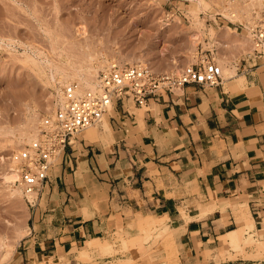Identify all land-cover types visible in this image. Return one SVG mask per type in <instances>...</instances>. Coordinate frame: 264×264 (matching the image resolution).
<instances>
[{
  "label": "crops",
  "instance_id": "1",
  "mask_svg": "<svg viewBox=\"0 0 264 264\" xmlns=\"http://www.w3.org/2000/svg\"><path fill=\"white\" fill-rule=\"evenodd\" d=\"M242 72L244 86L186 85L152 100L144 126L116 109L110 146L68 148L39 193L15 264H87L83 248L129 213L167 218L181 264H202L224 238L232 247L228 235L247 225L240 206L262 232L264 60Z\"/></svg>",
  "mask_w": 264,
  "mask_h": 264
},
{
  "label": "rangeland",
  "instance_id": "2",
  "mask_svg": "<svg viewBox=\"0 0 264 264\" xmlns=\"http://www.w3.org/2000/svg\"><path fill=\"white\" fill-rule=\"evenodd\" d=\"M206 1L207 6L200 8L196 0H0V239L6 237L15 245L4 264L16 263L24 238L35 222V207L26 199L12 198L5 181L14 153L29 144L14 141L15 132L34 126L38 134L53 122L58 109L54 106L58 90L65 85L52 80V68L64 65L68 68L67 60L86 68V64H91L87 60L91 55L98 80L99 73L110 63L146 65L158 73L180 74L186 66L203 60L214 58L221 65L220 60L228 58L227 65L234 77L227 82L238 83V77L243 76L242 69L247 67L245 58L251 47L239 38L247 35L246 26L262 14L264 4L260 7L255 3L257 6L251 7L252 0ZM226 3L232 5L236 16L226 15ZM197 16L202 17L203 25L196 24ZM193 33L201 36L196 44ZM257 62L249 61L248 65ZM42 68L48 74L42 73ZM126 110L135 117L140 111L145 115L147 107L129 101ZM112 117L119 118V114L109 110L102 122L77 134L70 150L77 154L79 149H86L85 145L110 146L102 138L107 134L106 121L115 136ZM246 209L239 207L240 216H244ZM113 227L110 236L98 239L101 243H110L113 251L103 253L97 248L91 250L89 260L80 261L87 264L180 263V250L173 244L172 231L149 227L145 217L130 213ZM21 228L29 231L17 239ZM244 235L246 240L240 248L231 247L224 238L220 249L204 254L202 264H264V230L256 234L247 229Z\"/></svg>",
  "mask_w": 264,
  "mask_h": 264
},
{
  "label": "built area",
  "instance_id": "3",
  "mask_svg": "<svg viewBox=\"0 0 264 264\" xmlns=\"http://www.w3.org/2000/svg\"><path fill=\"white\" fill-rule=\"evenodd\" d=\"M251 36V51L245 62L264 60V11L246 26ZM223 69L214 59L186 66L180 74L158 73L145 65L110 63L98 75L99 93L80 94L77 86L64 87V102L58 106L53 122L41 128L37 138L22 148L17 160L15 183L22 187L25 199L36 207L35 194L43 192L51 171L64 152L72 149V139L102 122L110 106L126 112V102L148 107L163 94L173 93L186 85L216 87L223 81ZM113 119V117L111 118Z\"/></svg>",
  "mask_w": 264,
  "mask_h": 264
},
{
  "label": "bare ground",
  "instance_id": "4",
  "mask_svg": "<svg viewBox=\"0 0 264 264\" xmlns=\"http://www.w3.org/2000/svg\"><path fill=\"white\" fill-rule=\"evenodd\" d=\"M197 3L199 4V7L200 8H203V7H206L207 6V1L206 0H196ZM215 1V0H214ZM236 1V0H235ZM228 2H232L233 3V0H230ZM250 2V1H249ZM252 3V4H251ZM251 7L252 5H256L255 3L259 4L260 7L261 5L264 4V0H252L251 2ZM227 4V3H226ZM246 4V3H245ZM228 5V4H227ZM230 5V3H229ZM227 6L226 8V15L228 16H236L237 14H234V11L232 10V5L230 6ZM242 5V4H241ZM257 6V5H256ZM213 7V6H212ZM246 7V6H245ZM248 7H250L248 5ZM254 7V6H253ZM264 7V5H263ZM242 8V7H241ZM255 9V8H254ZM260 9V8H259ZM242 10H247L246 8H243ZM258 10V9H257ZM197 12V11H196ZM244 12V11H243ZM196 14V13H195ZM197 15V14H196ZM225 15V14H224ZM250 16V14H248ZM244 16V14H243ZM198 17V16H197ZM196 17V18H197ZM240 17V16H239ZM242 17V16H241ZM194 19L196 20V24L197 25H203V19L201 18H197V19ZM243 19V18H242ZM251 21V20H250ZM177 23V22H176ZM194 23V22H193ZM195 24V23H194ZM205 26V25H204ZM203 30V28H202ZM204 31V30H203ZM231 31V30H229ZM201 32V31H200ZM210 32V31H209ZM236 32V31H235ZM234 33V32H233ZM231 34V33H230ZM192 38H193V43L196 44L199 39H200V35L198 33H193V35H191ZM215 36V35H214ZM233 36V35H232ZM235 36V34H234ZM239 36V35H237ZM213 37V36H212ZM240 37V36H239ZM238 37V38H239ZM239 39H242L243 42H244V45L248 44L251 46V36L250 34H247V35H243V37H240ZM242 42V41H241ZM219 44H222L221 42H219ZM243 45V46H244ZM247 45V46H248ZM242 46V47H243ZM247 47H245L244 49H246ZM251 48L250 47V51H251ZM249 49V47H248ZM249 51V52H250ZM91 54V53H90ZM196 55V54H195ZM90 61V65L89 64H86L88 67L86 68H82L81 66L78 67V66H75L72 64V62L70 60H67V63L68 64V68L66 65L63 66H55V68H52V73L50 72L51 74V78L54 82H57L59 80V82L62 83L66 86V85H69V84H74L77 86V89H78V92L80 94H88V93H91V94H94V95H97L100 91H99V86H98V80H97V70L95 68L94 65H92V61L94 59V56H89L88 57ZM222 59V58H221ZM227 60L229 61V59L227 58ZM227 60H220V63L222 67V69L224 68V74H223V77H224V81L227 82L229 79L233 78V70L231 68L228 67L227 65ZM93 61V62H94ZM142 61V60H140ZM129 62V61H128ZM100 63V62H99ZM119 63V62H118ZM139 64V63H138ZM84 65V66H86ZM176 65V64H175ZM178 65V64H177ZM98 66V65H97ZM146 66V65H145ZM99 68V67H98ZM42 70V73L46 74L47 71H45L44 68L41 69ZM40 70V71H41ZM153 70V68H152ZM181 69H179L180 71ZM156 71V70H155ZM48 74V73H47ZM238 76V75H237ZM49 81L51 80L50 78L48 79ZM47 82V81H46ZM237 82L240 86H244L246 84V78L245 76H239L238 79H237ZM68 83V84H67ZM63 87V86H61ZM59 89V88H58ZM63 90L64 88L62 89H59L58 90V96H57V103L54 105L56 107L61 105L63 102H64V97H63ZM177 92L178 91H181V90H176ZM51 106V105H50ZM109 110H115L113 106H110ZM56 111V110H55ZM144 111V110H143ZM137 117V120L139 122V124L142 126L143 125V119H144V112L140 111L137 113L136 115ZM55 118V117H54ZM49 121V120H48ZM106 125H107V134L104 136V138H102V140L104 142H106L107 144H112V142H114V136L112 134V131L109 127V123H107L106 121ZM144 126V125H143ZM32 127V129H34L33 127L34 126H30L29 128H20V130L18 132H15V140L14 141H17L18 143L20 144H23L24 142H27L29 144H31L36 138H37V133L35 132V129L34 131H32V129H30ZM30 129V130H28ZM39 131V130H38ZM37 131V132H38ZM39 133V132H38ZM75 141V140H74ZM18 151L14 153V156H13V162L9 165L11 166L10 169L8 170L7 174L5 175V181L8 185V188L10 190V196L13 198V197H18L17 199H21L20 201L22 200H25V195H24V191L22 189L21 186L17 185L15 183V179L17 177V160H16V156L18 155ZM15 199V200H17ZM26 201V200H25ZM28 203V201H27ZM142 217V216H141ZM144 217V216H143ZM244 217L245 219L247 220V225H245V227L243 228H240L236 231H233L231 232L229 235H228V238H229V241L231 242V245L233 248H240V246L242 245L243 241L246 240L245 238V235H244V231L247 232V229H250L251 231L255 230V224H254V219L251 217V215H247V214H244ZM146 218V225H148L149 227H153V226H159L163 229H166V230H170L172 231L173 228H171L170 224L167 222V218H160L158 216H145ZM22 227V226H21ZM20 228V227H18ZM29 230L26 229V228H21L18 230V233L16 234L17 235V239H20L23 237V233L25 232H28ZM16 240V239H15ZM249 240V239H248ZM253 240V239H251ZM13 242L10 241V239L8 240V238L4 237V238H1L0 239V264H4L5 261L8 260V258L10 257L11 254H13L12 251H14V249L12 250V248L15 246L14 244H12ZM15 243V242H14ZM16 244V243H15ZM173 244L175 246V243L173 241ZM90 246L85 249L84 251L81 252V254H79L80 256V260L85 259V258H88L89 260V248H92V247H97V248H100L102 250L103 253H107V252H111L113 251V248H112V245L108 242L106 243H101L100 241L97 240H93L91 241V243L89 244ZM126 245V244H125ZM127 247V245H126ZM176 247V246H175ZM15 248V247H14ZM125 250V249H124ZM127 250V249H126ZM148 254V253H147ZM145 256H147L146 254H144ZM78 256V257H79ZM144 256V257H145ZM143 257V256H142ZM180 264V263H179Z\"/></svg>",
  "mask_w": 264,
  "mask_h": 264
}]
</instances>
